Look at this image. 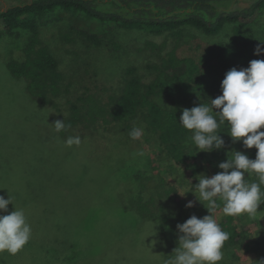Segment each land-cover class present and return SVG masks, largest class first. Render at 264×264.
Listing matches in <instances>:
<instances>
[{
  "label": "trees",
  "instance_id": "16d2710c",
  "mask_svg": "<svg viewBox=\"0 0 264 264\" xmlns=\"http://www.w3.org/2000/svg\"><path fill=\"white\" fill-rule=\"evenodd\" d=\"M238 2L239 0H0V38L23 36L22 43L14 45V49L9 52L6 67L14 79L24 83L23 89L28 96L37 99L40 107L47 108L54 114L49 123L56 139L73 136L71 131L78 127L94 129L98 125L104 128L119 126L116 148L130 155L127 160L125 155L113 157V163L110 160L112 164L103 166L102 174H107L110 183L117 179L123 185L119 204H108L113 205L122 218L118 225L119 234L123 232L122 226L130 231L133 228L137 230L145 223L152 227V232L159 240L157 249L161 253L163 264L178 246L176 225L184 223L192 215L203 217L210 213L198 200L196 207L187 211L175 186L158 172L153 155L138 149V142L130 138L129 132L133 126H142L144 135L146 134L145 140L149 142V138L154 139L159 155L185 165L189 173L187 176L193 185L198 183L195 179L198 174L209 176L207 165L212 160L207 158L204 164L198 163V158H205L206 152L196 147L191 139L192 132L180 125L179 117L183 109L198 106L200 102L210 104V98L221 95V82L231 68H246L251 60L264 59V55H254L256 45L264 41V27L263 34L255 36L242 32L238 26L253 23L259 16L264 18V0H249L246 6L232 7ZM66 15L79 20H94L116 30L166 34L174 43L168 47L165 41L156 43L146 40L138 51L146 54L143 65L147 75L139 73L137 65L126 66L119 86L106 97L89 89L75 93L71 90L72 82H65L66 76L60 69V62L48 45L49 30L58 27L59 30L53 31H58L61 40L80 42L87 47L98 48L105 45L112 51L122 47L115 38L105 40L101 33L85 28L84 25L68 22ZM228 25H232L234 33L228 43L220 42L204 47L196 56L182 57L178 54V46L186 28L193 27L206 35L214 36ZM238 38L242 41H238ZM246 50L253 51L250 57L244 55L243 51ZM63 119L71 127L57 133L53 123ZM260 131H264V128ZM218 132L225 141V147L212 151L214 157L223 162L231 158L234 151H241L255 159L257 149H245L242 141L234 143L228 134L227 122L220 126ZM45 157L46 155L41 158L34 155L31 160L26 161L18 178V196L15 188L8 192L13 193L12 203L15 199L18 200L31 213L44 212L47 216H54V223L52 220L48 227L51 232L32 231L31 234L55 237L52 233H58L59 237V233L66 230L62 222L67 224V219L72 218L70 223L86 224L85 217L89 212L79 215L77 206L63 204L64 191L56 202L48 194L50 176L37 173L40 168L37 160H44ZM65 176L66 179L70 177V182L72 180L67 195L78 191L80 186L82 190L87 188L91 185L87 181L95 183L96 179L94 172ZM246 179L250 183L259 182L255 173L247 175ZM261 188L264 191V185ZM86 195L94 200V204L91 208L89 205L88 209L102 208L98 202L99 193L93 191ZM220 203L218 200V204ZM221 209L222 204L214 215L222 230L229 234V239L224 243L223 259L218 264H242L244 255L258 251L261 243L251 237L249 227L238 225L236 216L224 215L219 218L218 212ZM257 211L264 216V203L259 205ZM131 220L132 223L129 222ZM40 244L46 246L50 244V240ZM55 256L59 259V264H65L69 257L71 264L74 263L71 256H64L62 253L60 256L54 254L53 257ZM45 259L51 260V257L45 256Z\"/></svg>",
  "mask_w": 264,
  "mask_h": 264
},
{
  "label": "rangeland",
  "instance_id": "374dc122",
  "mask_svg": "<svg viewBox=\"0 0 264 264\" xmlns=\"http://www.w3.org/2000/svg\"><path fill=\"white\" fill-rule=\"evenodd\" d=\"M248 3L249 0H239L232 7H243ZM261 18L259 16L253 23L238 24V26L242 32L247 34L262 35L264 18ZM66 19L68 22L84 25L85 28L103 34L105 40L115 38L122 47L116 51L110 50L105 45L98 48L87 47L80 42L61 40L58 31L57 33L53 31L59 30L58 27L49 30L48 45L60 62V69L66 76L65 82H72L71 90L75 93L89 89L106 97L119 86L122 71L126 66L137 65L139 73L143 76L147 75L143 65L146 54L138 51L146 40L156 43L165 41L168 47L174 43L166 34L152 35L135 30L111 29L94 20L85 18L79 20L72 15H66ZM233 34L232 25L226 26L214 36L188 27L183 32L178 54L182 57L199 55L204 47L214 46L220 42L228 43ZM22 37L3 36L0 38V195H4L5 198H8V195L13 196V193L8 191L15 188L16 196H18V178L24 163L31 160L34 155L39 158L46 155L44 160H37L40 166L37 173L50 176L51 186L48 194H51L56 202L60 193L64 191L66 193L63 204L77 206L79 215L87 211L89 213L86 215L87 218L85 217L86 224L70 223L72 218L67 219V224L62 222L66 230H62L59 237H57L58 233H52L55 237H38L31 234L29 241L16 254H10L7 251L0 252V264H59V259L53 255L60 256L61 253L64 256H71L74 260L72 264H163L161 253L157 249L159 240L152 232V227L145 223L137 230L133 228L130 231L129 228L126 230L125 226H122L123 232L119 234L118 225L122 218L113 205L108 204H119L123 185L117 179L110 183L107 180V174H102L103 166L108 167L113 163L114 158H119V156L125 155L127 160L130 155L116 148L119 126L104 128L98 125L94 129L74 128L71 131L73 136L81 138L79 146L69 147L65 143L67 139H56L49 123L54 114L49 109L40 107L37 99L28 96L23 89L24 83L14 79L6 67L9 52L14 49V45L22 43ZM238 41L242 39L238 38ZM243 53L246 57H250L253 51L246 50ZM136 127L142 128L139 124ZM145 136L143 132L141 138L136 139L138 149L153 155L158 172L167 182L175 186L177 195L185 203L184 205L189 201H194V207H196L197 192L192 188L193 183L187 176L189 173L185 165L175 163L162 154L159 155L160 152L154 139L149 138L147 142ZM213 155V152H206L205 158H198V163L203 164L207 158L212 160V163L207 165L209 176L222 171L218 168L221 160ZM85 172H94L95 183L87 181L91 184L90 186L83 190L80 186L78 191L67 195L72 180L70 182V177L66 179L65 174L68 176L74 173L81 175ZM93 191L99 193L98 202L102 208H87L89 205H91L90 208L92 207L94 200L86 194ZM14 207L24 210L31 226V233L32 231L49 233L48 227L52 220L54 223V216H47L44 212L31 213L28 209H24L16 199L13 205L8 206L9 212L13 211ZM194 207H185V209L189 211ZM218 216L219 218L224 216L222 209L219 210ZM236 221L239 226L249 227L251 237L261 243L258 251L247 252L244 255L245 259L242 264H259L264 261V216L258 211L254 216L243 213L236 216ZM47 239L50 240V244L46 246L40 244ZM45 256H50L51 260L45 259ZM68 259L69 261H65V264H71L70 257Z\"/></svg>",
  "mask_w": 264,
  "mask_h": 264
},
{
  "label": "clouds",
  "instance_id": "9594fccd",
  "mask_svg": "<svg viewBox=\"0 0 264 264\" xmlns=\"http://www.w3.org/2000/svg\"><path fill=\"white\" fill-rule=\"evenodd\" d=\"M254 55H264V41L256 45ZM221 95L210 98V104L185 108L179 117L183 128L192 132L191 139L200 151L212 152L225 147L218 129L227 122L232 141H242L245 149H257L255 159L245 152L234 151L231 158L218 164L222 171L208 176L198 174L197 200L210 213L203 217L192 215L184 223L176 225L178 246L165 264H218L223 259L222 248L229 234L222 230L214 215L222 204L226 216L247 213L254 216L264 203V59L249 62L248 67L231 68L225 73L220 85ZM54 130L59 133L71 127L63 120H56ZM143 129L133 126L131 139H140ZM67 146L81 144L79 136H70ZM143 155V153H140ZM255 173L259 182H249L247 175ZM218 200L221 202L218 204ZM189 201L185 207H194ZM12 198L0 195V252L16 254L29 241L31 226L23 209L9 212ZM264 264V261L259 262Z\"/></svg>",
  "mask_w": 264,
  "mask_h": 264
}]
</instances>
